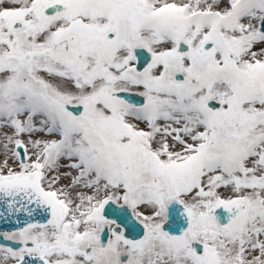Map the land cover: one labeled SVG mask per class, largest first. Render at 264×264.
I'll list each match as a JSON object with an SVG mask.
<instances>
[{"label": "snow or ice", "instance_id": "6c2138e0", "mask_svg": "<svg viewBox=\"0 0 264 264\" xmlns=\"http://www.w3.org/2000/svg\"><path fill=\"white\" fill-rule=\"evenodd\" d=\"M0 264H264V0H0Z\"/></svg>", "mask_w": 264, "mask_h": 264}]
</instances>
